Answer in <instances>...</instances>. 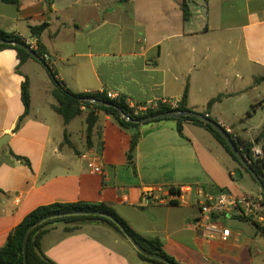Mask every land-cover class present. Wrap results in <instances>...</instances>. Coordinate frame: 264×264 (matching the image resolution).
Here are the masks:
<instances>
[{
    "label": "crops",
    "instance_id": "obj_1",
    "mask_svg": "<svg viewBox=\"0 0 264 264\" xmlns=\"http://www.w3.org/2000/svg\"><path fill=\"white\" fill-rule=\"evenodd\" d=\"M17 1L0 0V30L36 44L30 27L46 23L45 55L72 92L152 104L179 102L187 89V106L198 113L222 95L209 116L236 138L255 144L264 137V82L254 83L264 76V0ZM18 63L14 50L0 51V137L10 134L0 151V247L38 207L81 202L105 205L137 235L158 238L178 264H264V235L235 212L219 218L230 231L225 241L196 230L199 196L262 197L251 174L209 132L183 123L181 136L169 120L142 125L136 134L98 113L88 146L86 114L64 125L45 68L29 59L18 73ZM25 77L29 114L13 132L24 111ZM99 161L102 173H91ZM180 186L191 191L185 205H150L141 197L145 189ZM46 228L40 253L55 264H151L99 222Z\"/></svg>",
    "mask_w": 264,
    "mask_h": 264
},
{
    "label": "trees",
    "instance_id": "obj_2",
    "mask_svg": "<svg viewBox=\"0 0 264 264\" xmlns=\"http://www.w3.org/2000/svg\"><path fill=\"white\" fill-rule=\"evenodd\" d=\"M5 3H13L18 4L17 0H2ZM182 15L184 20H188L190 17L189 10L185 4L181 5ZM47 28V24H41L39 26L30 27V31L32 36L36 39V49L34 52L36 55L41 58L43 61L44 68L53 82V90L51 91L52 96L55 98L57 105L53 106L54 111L61 116L63 119L64 125H67L74 118L86 114V131H85V140L88 146L92 144V138L94 135L95 124L98 120V113H102L106 116L111 117L121 128L125 130H133L136 134H138V129L142 126L136 124L134 122L126 121L122 118L121 113L129 116L133 120H139L145 116L153 115L161 112H168L171 110H181L186 111L190 110L187 106V89L184 90L181 100L178 102L177 108L172 109L169 106H166L159 101L153 103L155 104L154 108L148 107L145 112H136V108L142 106L144 104H133V107H130L129 102L124 96H116L113 99L107 97L106 93H74L69 90L62 81L56 79L55 72L52 69V66L45 62L43 56L46 54V50L40 41L41 34ZM0 39H6L9 41H17L26 45V40L21 38L15 33H7L0 30ZM5 49H11L16 52V57L19 61L16 71L19 73V67L22 66L27 60L32 59L29 54L19 48H15L11 45L0 44V51ZM33 60V59H32ZM264 82V76L259 78H254V83ZM223 96L219 95L216 98L211 99L206 106L205 111L202 113L207 115L209 118V110L210 107L215 103L221 100ZM92 100L103 103V105H95L92 103ZM21 101L24 107L23 114L19 117V120L13 130V132L17 131L20 127L22 121L29 114L30 109V94H29V82L25 77L24 82L21 85ZM250 115V112H249ZM213 119V118H211ZM175 121L176 123V131L179 135L182 136L183 123H192L195 126L201 127L205 129L207 132L211 134V136L222 146L225 152L235 161L237 164L245 171L248 172L239 162L238 160L231 154L227 145L224 143L222 138L219 136L217 132H215L208 124H205L195 118H183L181 120L174 119H164V120H155L153 122H149L144 124L143 126H149L153 124L160 123L162 121ZM214 120V119H213ZM216 121V120H215ZM230 135V134H229ZM261 137L264 136V128L260 134ZM233 143L236 148L241 152V154L248 159L250 155V149L253 143L242 140L240 138H236L230 135ZM64 141H67L66 132L64 133ZM136 145V141H132L130 144L129 151L127 152V160L132 162L133 159V151ZM13 157L23 163L26 166H29V162L26 158L21 156H17L13 154ZM252 171H254L258 176L261 177V182L264 188V159L253 163L250 165ZM254 180V179H253ZM255 181V180H254ZM172 190L174 188H171ZM263 197L264 204V194L261 193ZM77 211H97L101 213H105L111 215L115 220L118 221L120 225H122L126 232L131 235L134 240L139 244V246L156 256L163 257L174 264H178L174 261L173 258L168 256L162 249V244L158 238H143L137 235L122 219H120L115 212L105 206V205H90L86 203H73V204H51L46 206H41L30 212L22 222L15 228L13 233L7 238V241L3 247H0V264H23V236L29 226L33 223L37 222L43 217L60 214L65 212H77ZM243 218V217H242ZM102 222L109 227H111L114 231L124 237L119 228L110 220L100 217V216H67L61 218H55L44 222L43 224L35 227L28 238L27 241V250H26V258L28 264H55L45 256L40 253V240L43 235L47 232L48 226L54 223H63V224H73V223H83V222ZM125 238V237H124ZM137 256L140 260L149 262L151 264H162L157 260L148 259L139 253Z\"/></svg>",
    "mask_w": 264,
    "mask_h": 264
},
{
    "label": "built area",
    "instance_id": "obj_3",
    "mask_svg": "<svg viewBox=\"0 0 264 264\" xmlns=\"http://www.w3.org/2000/svg\"><path fill=\"white\" fill-rule=\"evenodd\" d=\"M26 45L31 49H36V44L26 41ZM45 62L51 65L52 59L44 55ZM110 99L115 98L112 94H107ZM160 103L169 106L172 109L177 108L178 102L174 100L163 99ZM155 103V102H154ZM130 107L134 105L129 103ZM154 108L155 104H144L136 108V112H145L148 108ZM83 158L86 156L83 155ZM264 159V137L252 145L247 162L249 165L257 163ZM90 172L94 174L102 173V163L99 161L96 165L91 166ZM189 188L180 186L170 189H145L142 194V200L150 205H185L189 201ZM199 195V193H198ZM199 217L196 223V230L199 233L209 237L218 236L225 241L230 236V231L224 228L219 218L224 217L227 213L235 212L239 216L252 221L257 225L261 234L264 235V204L263 197L256 198L250 195L233 196L226 192H221L217 196H199L198 200Z\"/></svg>",
    "mask_w": 264,
    "mask_h": 264
},
{
    "label": "water",
    "instance_id": "obj_4",
    "mask_svg": "<svg viewBox=\"0 0 264 264\" xmlns=\"http://www.w3.org/2000/svg\"><path fill=\"white\" fill-rule=\"evenodd\" d=\"M0 44L11 45L15 48H19V49L26 51L33 60L40 63L44 67L43 61L41 60V58H39L36 55V53L33 50H31L27 45L22 44V43L17 42V41H9L6 39H0ZM92 103H94L95 105H99V106L103 105V103L98 102V101H94V100H92ZM121 116L124 120L134 122V123L139 124V125H144L146 123L153 122L155 120H164V119L181 120V119L186 118V117L195 118V119H197V120H199L205 124H208L215 132H217L219 134V136L222 138L224 143L227 145L231 154L251 174L252 178L255 180V182L259 186L261 193L264 194V188H263V185L261 182V177L258 176L254 171H252V169H251L250 165L248 164L246 158L236 148V146L233 143V141H232L229 133L227 132V130H225V128H223L217 121L209 118L207 115H204V114L198 113V112H194L191 110H186V111L171 110L168 112H161V113H156L153 115H148V116H145L139 120H133L129 116H127L123 113H121ZM9 138H10V134H5V135L0 137V151L2 150L3 147H5L8 144ZM134 139H136V136L134 137ZM240 176H241V174L239 171L235 173L236 178H240ZM78 215H80V216H100V217H103V218H106V219L112 221L119 228V230L122 232L124 237L131 244V246L136 250L137 253H139L140 255H142L148 259L157 260L158 262H160L162 264H174V263L170 262L169 260H167L163 257L153 255L151 253H148L144 249H142L139 246V244H137V242L134 240V238L126 232L125 228L118 223L117 220H115L111 215L101 213V212H97V211H77V212H65V213H60V214H53V215L43 217L40 220H38L37 222L33 223L31 226H29L27 228V230L23 236V245H22L23 264H28L27 258H26L27 241H28V238H29L31 231L35 227H37V226H39V225L43 224L44 222L51 220V219L67 217V216H78Z\"/></svg>",
    "mask_w": 264,
    "mask_h": 264
},
{
    "label": "rangeland",
    "instance_id": "obj_5",
    "mask_svg": "<svg viewBox=\"0 0 264 264\" xmlns=\"http://www.w3.org/2000/svg\"><path fill=\"white\" fill-rule=\"evenodd\" d=\"M96 222H99V221H96ZM99 224H102L103 226H105V227H107V228H111V227H109L108 225H106V224H104V223H102V222H99ZM112 229V228H111Z\"/></svg>",
    "mask_w": 264,
    "mask_h": 264
}]
</instances>
